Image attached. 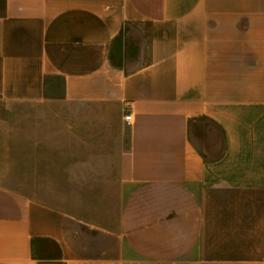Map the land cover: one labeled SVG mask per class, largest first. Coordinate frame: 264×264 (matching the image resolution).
Here are the masks:
<instances>
[{
	"label": "crops",
	"instance_id": "obj_1",
	"mask_svg": "<svg viewBox=\"0 0 264 264\" xmlns=\"http://www.w3.org/2000/svg\"><path fill=\"white\" fill-rule=\"evenodd\" d=\"M0 264H264V0H0Z\"/></svg>",
	"mask_w": 264,
	"mask_h": 264
},
{
	"label": "rangeland",
	"instance_id": "obj_2",
	"mask_svg": "<svg viewBox=\"0 0 264 264\" xmlns=\"http://www.w3.org/2000/svg\"><path fill=\"white\" fill-rule=\"evenodd\" d=\"M114 55L119 57L120 60L128 59V64L131 63L132 56L134 55V46L131 42L122 43V41H117L114 45ZM127 52V53H126ZM125 54V55H124ZM127 56V57H126ZM23 189V185L17 186Z\"/></svg>",
	"mask_w": 264,
	"mask_h": 264
},
{
	"label": "built area",
	"instance_id": "obj_3",
	"mask_svg": "<svg viewBox=\"0 0 264 264\" xmlns=\"http://www.w3.org/2000/svg\"><path fill=\"white\" fill-rule=\"evenodd\" d=\"M132 115V112L131 111H127L125 114H124V120H125V123L126 124H129L131 122V117Z\"/></svg>",
	"mask_w": 264,
	"mask_h": 264
}]
</instances>
